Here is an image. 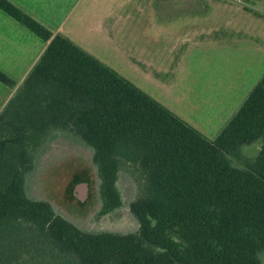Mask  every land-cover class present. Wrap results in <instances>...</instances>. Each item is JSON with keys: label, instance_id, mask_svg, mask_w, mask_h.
I'll use <instances>...</instances> for the list:
<instances>
[{"label": "trees", "instance_id": "1", "mask_svg": "<svg viewBox=\"0 0 264 264\" xmlns=\"http://www.w3.org/2000/svg\"><path fill=\"white\" fill-rule=\"evenodd\" d=\"M0 10L48 42L0 112V150L9 154L0 155V236L29 225L32 234L23 237L34 238L35 253L47 245L68 264H262L264 73L208 140L11 1L0 0ZM0 83L15 85L1 71ZM53 133L76 136L90 148L101 215L122 204L120 165L137 169L144 184L129 204L135 232L84 231L50 201L26 195L33 152ZM95 181L78 174L72 183ZM28 251L19 247L2 261L16 263Z\"/></svg>", "mask_w": 264, "mask_h": 264}, {"label": "rangeland", "instance_id": "2", "mask_svg": "<svg viewBox=\"0 0 264 264\" xmlns=\"http://www.w3.org/2000/svg\"><path fill=\"white\" fill-rule=\"evenodd\" d=\"M115 1V43L87 45L93 56L214 140L264 73V0ZM6 149L0 155H9ZM33 153L25 177L29 198L50 201L56 213L84 231L137 230L129 204L142 193L144 181L136 168L120 165L122 204L101 215L90 148L76 136L53 133ZM78 174L93 175L95 186L74 185ZM83 185L88 194L79 204L70 191ZM20 228L24 233L0 236L1 261L13 259L24 246L29 251L11 264H68L56 260L47 245L45 253H35L34 238L23 237L32 234L31 226ZM261 259L264 264V254Z\"/></svg>", "mask_w": 264, "mask_h": 264}, {"label": "crops", "instance_id": "3", "mask_svg": "<svg viewBox=\"0 0 264 264\" xmlns=\"http://www.w3.org/2000/svg\"><path fill=\"white\" fill-rule=\"evenodd\" d=\"M9 1L53 34L64 35L89 54L87 45L115 43V0H86L84 4L83 0ZM47 44L0 10V71L15 82L13 87L0 83V112Z\"/></svg>", "mask_w": 264, "mask_h": 264}, {"label": "water", "instance_id": "4", "mask_svg": "<svg viewBox=\"0 0 264 264\" xmlns=\"http://www.w3.org/2000/svg\"><path fill=\"white\" fill-rule=\"evenodd\" d=\"M70 192V198H73V200L75 199L79 204H83L85 202L86 195L88 194V187L83 185L77 189L71 190Z\"/></svg>", "mask_w": 264, "mask_h": 264}]
</instances>
